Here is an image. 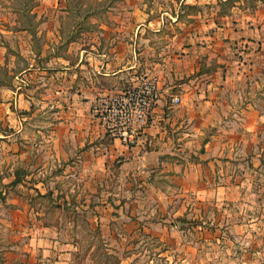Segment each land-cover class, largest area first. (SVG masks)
<instances>
[{
  "label": "crops",
  "instance_id": "obj_1",
  "mask_svg": "<svg viewBox=\"0 0 264 264\" xmlns=\"http://www.w3.org/2000/svg\"><path fill=\"white\" fill-rule=\"evenodd\" d=\"M253 1L124 0L91 19L71 16V0H0V160L9 168L0 178V229L8 232L0 264H82L79 242L63 238L62 219L49 220L47 206L28 198L49 193L60 213L85 212L98 198L96 219L104 210L123 215L114 193L102 189L112 168L148 187L173 178L179 194L171 201L190 194L196 205L190 225L179 221L187 209H170L180 217L173 230L202 235L168 239L163 219L150 218L163 209L150 205V191L142 201L127 194L135 201L126 208L128 230L142 215L162 247L199 245L210 263L264 264V0ZM149 74L159 76L161 97L138 143L127 146L107 135L92 106ZM43 105L50 110L40 122ZM47 178L76 179L72 194L52 191ZM156 189L159 199L169 197Z\"/></svg>",
  "mask_w": 264,
  "mask_h": 264
},
{
  "label": "rangeland",
  "instance_id": "obj_2",
  "mask_svg": "<svg viewBox=\"0 0 264 264\" xmlns=\"http://www.w3.org/2000/svg\"><path fill=\"white\" fill-rule=\"evenodd\" d=\"M122 1L124 0H71V2L73 3L71 16L78 17V15L84 16L86 14H91L93 15L91 19L99 15L104 18L106 14H110V11L111 13L115 12V10H110L108 8V4H114L116 2L122 4ZM135 1L145 3L153 2L154 4L159 5L160 3L166 0ZM250 2L252 3L254 1L250 0ZM159 9V7L155 9V15L156 13H158L157 11H159ZM120 10L121 9H119V11ZM141 11H143V8L139 6V10H137V12ZM87 26H92L93 30L98 29L93 26V23H88ZM49 110L50 107L47 105H43L40 109H36V120H41L40 122H45L44 120L46 119ZM98 123L100 124L99 121ZM0 126H3L2 122H0ZM4 157V153H0V159L3 160ZM1 160L0 178H4V175L7 174L6 170H9V168H5L4 163ZM11 160H13V156H11ZM126 173V169L124 170V168H112L110 172H106L102 176V178H105L103 179L104 185L102 186V189H104V191H110L115 194H113V196L116 197V204H119V206L122 205L125 208L123 215L119 214V216H116L114 215V213L111 214V210L108 211L110 214L105 215L106 210H104L102 216L99 219H96L93 209H97L94 208L93 202H99L98 198L93 200L91 206H86L85 212L69 209L67 210V212L61 213L58 210L57 205L62 206V204H60L58 200L52 199L50 195L43 196V194H39L36 197H32L30 195V191L28 190V193L30 195L28 200L32 203L33 206H47V208L49 209V215L47 218L49 220H60V218L62 219L63 227H66L63 230V238L79 242L80 246L77 245V247H79V258L80 260H82V264H85L87 262H91L92 264H116V261L118 260V264H225L224 262L220 261L217 263L208 262V260L206 259L207 255L201 252V250H203L204 248L201 246L199 247V245L193 246V248L188 246V244H183L181 248L174 245H163V247L160 246L157 241L159 237L155 231L156 227L151 226L152 224H150L151 222L149 221L150 218L153 219L152 221L156 222H158L157 218L163 219V221L161 220L162 223L164 222L165 224H167L165 236L168 237V239H172V241L175 238V234L177 235V238H182L184 240L183 243L189 242L192 237L197 238L198 235H202V233L200 232L201 230L197 232L188 230V228H186L181 230L180 232H176L171 226V224H174L175 221H178L180 217L175 216L174 212H172L170 209H180V207L183 208L184 211L187 209V212H184V216H182L179 221L182 224V222L186 220L184 223L190 225L191 219L189 217V212L191 206L193 205L191 195L188 194L184 196V198L181 197L182 199L179 202L178 199L177 201H171L175 194H179L178 191H175L177 188L176 182L173 180V178H158L156 180L155 187L160 188L163 193H167V195L169 196L168 198L162 197L161 199H159L155 195L159 190H157L155 187H148L144 185L142 178H139L138 176H135L133 174L130 177ZM47 180L53 181L49 182L50 188L52 186V191H58L60 194L63 195L66 193L72 194L71 189L74 187V181H76V179L74 178H47ZM28 181L30 182V179ZM149 191L151 193H154L153 196L156 197L155 199L151 200L150 205L153 207H157L159 205L160 208H163L160 212L161 215L158 216V214H150L151 217L149 218V220H146V217H144L143 219L142 215L135 214V216L132 217L135 218L136 223H131V226H129V230L131 229L132 231L129 232L127 223L131 216H128L126 208L132 206L133 202L135 201L126 198V196L127 194H133L134 197H140L141 199H139L140 201H142L143 194ZM106 194L107 193H105L104 198L105 201H108V195ZM73 201L74 200L71 201V205L64 204L66 209L67 207H73ZM87 203H89V201H87ZM106 203L107 202L101 203L99 207L101 211L103 210L102 207L106 206ZM166 210L170 211V213H166ZM148 215L149 214H147L146 216ZM148 221L150 223H148ZM190 231L192 232V234ZM162 232L164 233V231ZM7 235V231L0 229V241L1 239L5 240V238H7ZM163 248H165L164 251L162 250ZM159 250L161 251V253L166 251V254L168 256L166 260L163 255H159ZM195 252L196 254L198 253L203 255L198 262L194 261V263H189L181 262L180 260L174 262L173 260L174 256L175 258H178L179 254H186L191 257L195 256Z\"/></svg>",
  "mask_w": 264,
  "mask_h": 264
},
{
  "label": "built area",
  "instance_id": "obj_3",
  "mask_svg": "<svg viewBox=\"0 0 264 264\" xmlns=\"http://www.w3.org/2000/svg\"><path fill=\"white\" fill-rule=\"evenodd\" d=\"M160 83L157 74H149L135 85L99 97L92 110L107 135L119 139L127 146L136 145L148 128L151 115L161 97ZM181 101L179 94L171 98L173 105Z\"/></svg>",
  "mask_w": 264,
  "mask_h": 264
},
{
  "label": "trees",
  "instance_id": "obj_4",
  "mask_svg": "<svg viewBox=\"0 0 264 264\" xmlns=\"http://www.w3.org/2000/svg\"><path fill=\"white\" fill-rule=\"evenodd\" d=\"M228 1V3H231V2H233V0H227ZM228 3H222L221 5H222V9L220 10V12H223V10H225V4H228ZM17 181H19V178H17L14 182H17ZM49 195V193H47V194H45V195H43V196H48ZM57 207H61L60 205H57ZM82 261V260H81ZM80 261V262H81ZM119 263V260L118 261H116V264H118Z\"/></svg>",
  "mask_w": 264,
  "mask_h": 264
}]
</instances>
